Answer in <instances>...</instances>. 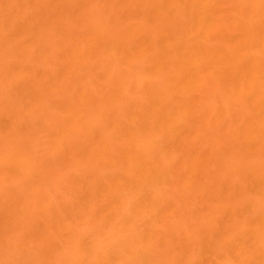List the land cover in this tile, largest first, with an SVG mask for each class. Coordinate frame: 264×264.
Listing matches in <instances>:
<instances>
[{"label": "bare ground", "instance_id": "1", "mask_svg": "<svg viewBox=\"0 0 264 264\" xmlns=\"http://www.w3.org/2000/svg\"><path fill=\"white\" fill-rule=\"evenodd\" d=\"M0 264H264V0H0Z\"/></svg>", "mask_w": 264, "mask_h": 264}]
</instances>
